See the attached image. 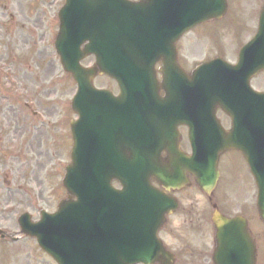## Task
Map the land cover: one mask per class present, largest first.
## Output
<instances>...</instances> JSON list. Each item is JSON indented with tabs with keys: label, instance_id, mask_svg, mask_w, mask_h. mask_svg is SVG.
<instances>
[{
	"label": "water",
	"instance_id": "1",
	"mask_svg": "<svg viewBox=\"0 0 264 264\" xmlns=\"http://www.w3.org/2000/svg\"><path fill=\"white\" fill-rule=\"evenodd\" d=\"M84 1L86 3L83 5L84 13L76 16L74 20H70L67 16V5L60 12L62 24L56 43L63 66L73 73L79 84V94L73 107L80 113V120L72 125L74 137L72 164L67 166L64 179L65 187L71 195L77 197V201L62 202L56 216H44L33 229L25 228L24 231L37 236L39 243L53 255V247L50 248L46 244L49 232L55 234L57 238L64 237V232L61 233L64 222L78 223L90 230L88 236L90 242L86 245L88 249L85 247L87 255H83L85 258H80V262L77 260L73 262L71 260L73 257L70 255L61 257L54 255L58 264H132L134 255L132 190L137 191L132 187V171L137 173L144 188L151 191L156 199L161 197L150 188V180L156 179L162 184L168 183L169 180L178 177V171L168 174L169 177L162 174L163 166L155 155L163 149L171 153L179 152L175 128L180 120L190 126L192 122L198 125L194 130L192 126L190 127L193 153L196 162L201 160L207 163L201 168L202 163L194 167L193 157L184 164L197 172L198 181L200 180L206 192L213 188L217 179L214 166L218 155L231 148L238 149L244 154L256 178L259 189L257 206L264 223V95H255L248 88L250 77L264 68V57L258 60L260 65L255 58L247 59V55L257 48V42L245 49L237 66L230 67L220 60H215L195 71L190 83L186 82L190 79L178 68L175 61L173 44L179 34L194 23L222 17L226 10L225 0H197V3L200 2L199 16L194 10L197 3L193 1L189 3L185 0L184 24L171 22L172 18H177L176 8H172L169 14L165 8L167 2L176 3L177 0H142L135 4L122 0L118 5L120 12L124 10L122 15L124 20L122 23L121 21L116 24L111 23V27L115 26L117 29L115 35L118 36L109 37L118 44L114 46L105 43L101 47L96 44V39L93 37L95 28L92 27L106 20L108 13L102 5H94L90 0ZM110 17L112 20L113 16ZM167 17L170 24L167 23ZM262 17L264 25V9ZM188 18L191 20H187ZM71 24L76 27L71 29L69 27ZM132 28H135L133 34ZM82 37H84L82 41L88 39L90 43L78 59L89 53L95 54L97 67L117 80L121 87V99L113 98L109 101L104 98L108 94L92 91L91 77L94 71L82 70L78 66L77 59L74 58L77 54L75 43ZM132 39L135 42L136 52L142 51L143 63L132 59ZM152 50L160 52V55L149 64ZM159 60L162 61L161 73L165 78L161 85L156 81L154 71V63ZM177 81L179 85L183 82L180 89L176 84ZM161 88L165 90V99L159 97ZM177 91L183 95L187 110L192 104H203V107L197 109L194 107L193 116L182 113L183 103L177 102ZM171 100L172 102L169 103ZM216 106L230 115L231 132L223 131L218 120L215 119ZM117 111H123L122 117H117L119 115ZM132 117L134 122L138 123L137 131L146 128L144 125L146 124L151 131H159L163 136V131H166L168 135L163 140L159 137L151 139L147 145L138 147L134 152L132 146L128 148L124 141L120 140L126 134V130L132 133ZM99 120L106 121L105 127L110 131V135L108 132L99 134L97 127L99 129L102 127L97 125ZM124 124H128L129 127L125 129ZM128 141L132 145L131 139ZM109 156L120 166L119 170L125 177L122 179V192H113L111 189L113 178V171L109 166L111 159L105 162L104 168L101 166L96 168L101 159L105 160ZM142 156L152 157L150 162L155 168ZM132 159H137L136 165H133ZM178 159L174 155L172 162L178 164ZM140 160L146 165H142ZM176 168L178 166L175 164ZM179 168L181 171V167ZM145 169L146 171L143 172ZM209 181L211 183L208 184ZM204 183L206 184L203 185ZM104 199L109 202H102ZM136 206L138 210H148L151 215L156 209H146L138 202ZM157 217L159 218L160 215ZM214 224L219 244L218 264H254V246L244 221L226 220L217 215L214 217ZM56 230L59 231L60 234L57 233L59 235L55 233ZM141 242L139 243L141 249L135 253V258L145 257L142 254L147 255L143 248L150 242Z\"/></svg>",
	"mask_w": 264,
	"mask_h": 264
},
{
	"label": "rangeland",
	"instance_id": "2",
	"mask_svg": "<svg viewBox=\"0 0 264 264\" xmlns=\"http://www.w3.org/2000/svg\"><path fill=\"white\" fill-rule=\"evenodd\" d=\"M6 1L0 0V8L4 9L3 12H0V16L5 14L2 18V24L7 26L12 21L14 31L16 33L21 32L23 36V47L11 48L10 50L13 52L11 58H15V54L22 56L24 50L27 57L19 66L8 64L14 70L13 74L19 81L18 86H4L5 82L2 84L3 80L6 81L4 78L0 83V182L2 180L10 181L12 185L14 184L13 188L24 183L23 186L26 190L30 186H35L36 182L35 188L43 193L40 208L52 212L56 209L57 202L66 196L61 181L63 167L69 162L67 156L70 147L69 135H67L69 134V121L76 118L70 107V100L75 93L76 85L68 76L64 75L65 73L49 38L50 35L53 36L49 24L52 21L54 0H13L12 8L17 11L18 16L15 18L9 13L12 10L10 7L3 8L1 6L3 3L7 4ZM228 3L229 10L222 20L196 28L178 43L180 59L184 57L189 67L199 60L215 56H221L233 63L236 61L237 48L248 38L247 35L254 31L253 22L256 20L260 7L264 4V0H229ZM61 4L57 0L56 8L61 7ZM32 5L34 8L38 7L39 11H32ZM234 9L238 11L237 17L233 14ZM24 19L28 20L29 23L23 21ZM27 27L33 31L35 37L37 36L35 46H32L30 42ZM55 28L56 30L58 28L56 24ZM43 41L44 44H42ZM28 44L30 47H27ZM6 51L8 53L9 49L0 48V59H2L0 64H4L3 61L8 63L6 61L7 53L4 55ZM89 64H91L90 59L83 62V65ZM3 66L5 67V65ZM51 76L59 78L55 85L49 84ZM252 85L254 89L264 90V73L254 80ZM95 86L117 92L115 83L107 78H97ZM6 95L9 96L8 100H6ZM29 101L37 104L41 114L46 118L47 125H41L37 121L32 124L35 119L31 116L33 110L29 107ZM217 115L223 126L228 128V117L221 112H218ZM182 146L184 150H188L185 140H182ZM14 147L19 148L15 149L17 157H10L8 150H12ZM225 157L222 160H225ZM241 168L242 172H240ZM220 169L223 171V175L227 177L229 167L226 161L222 163ZM233 171L232 174L237 185L233 190L230 187L224 189V192L232 191L228 195L231 202L236 203L234 206L236 211L239 208L246 209L245 216L260 246V264H264V229L255 214V187L249 175V180L244 179V183H241L245 176L243 177L244 169L240 159H235ZM31 174L36 175L34 182L28 181ZM23 176L26 178L23 179ZM28 183L30 186L27 187L26 184ZM219 187L222 188V182ZM220 194V191H217V197ZM21 197H27L26 193L18 192V195L15 196L16 199ZM179 198L187 212L191 203L198 202L201 206L206 205L205 199L199 196L194 189L184 191L179 195ZM16 205L17 208L9 216L4 214L7 219L0 225L15 226V216L20 213H28L34 219L39 218L38 209L28 207L27 204H24L23 199L19 200ZM204 210L206 211V208ZM3 211L0 207V212ZM184 217L182 212L173 216L178 220ZM203 231L207 233L206 229ZM183 232L192 234L185 230ZM186 237L179 236L183 240L193 239L192 235ZM179 242L180 240L177 241V245ZM9 249L8 264H38V261L39 264H47V261L44 262L42 258L34 261L36 256L30 255L29 251H26V249H30L27 242L9 246Z\"/></svg>",
	"mask_w": 264,
	"mask_h": 264
},
{
	"label": "flooded vegetation",
	"instance_id": "3",
	"mask_svg": "<svg viewBox=\"0 0 264 264\" xmlns=\"http://www.w3.org/2000/svg\"><path fill=\"white\" fill-rule=\"evenodd\" d=\"M3 11L4 9L0 8V12ZM4 16L5 14L0 16V45H4V38L9 36L5 28L6 26L2 24V18ZM53 26V31H55V21H53ZM4 30L5 32H3ZM34 176L36 175H29L28 181L34 182ZM25 178L26 177L23 176V179ZM34 185L37 186L36 182ZM13 186L14 184L12 185L10 181L5 182V180H3L0 187V207L4 206L6 209H16V203L23 199L24 204H27L28 207L37 208L38 203L43 197V193L40 190L37 188L26 190L23 185H18L16 188H13ZM190 187H192V185ZM18 192H23V194L26 193L27 197L16 199L15 196L18 195ZM171 194L177 196L173 192H171ZM209 203L212 204L210 199ZM209 206L212 207L213 205ZM180 212H182L185 217L181 219V222L178 223L176 227L173 225V221L176 219L173 218V216H176L177 213ZM11 213L12 211L8 210L7 215L9 216ZM0 215V223H2L7 218H5L2 213H0ZM174 215L168 217V220L160 231V237L163 238L162 240L166 250L172 252L174 255V264H213L212 254L215 248V240L214 230L210 221L211 211H205L198 202H195L191 203L188 212L185 209L179 208L174 212ZM203 229H206L207 233L204 232ZM183 230L187 231V233L191 232L192 234L190 235H192L193 239L183 240L179 238L178 234H182L184 237L189 236V234H185ZM22 239L31 245V240L28 238ZM179 240L180 242L177 245V241Z\"/></svg>",
	"mask_w": 264,
	"mask_h": 264
}]
</instances>
